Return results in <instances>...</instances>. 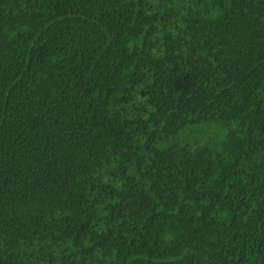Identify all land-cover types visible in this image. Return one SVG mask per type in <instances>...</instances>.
<instances>
[{
    "label": "trees",
    "instance_id": "obj_1",
    "mask_svg": "<svg viewBox=\"0 0 264 264\" xmlns=\"http://www.w3.org/2000/svg\"><path fill=\"white\" fill-rule=\"evenodd\" d=\"M0 264H264V0H0Z\"/></svg>",
    "mask_w": 264,
    "mask_h": 264
}]
</instances>
